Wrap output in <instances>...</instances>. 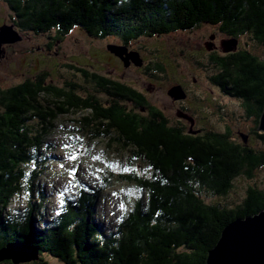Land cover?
Wrapping results in <instances>:
<instances>
[{
    "label": "trees",
    "instance_id": "16d2710c",
    "mask_svg": "<svg viewBox=\"0 0 264 264\" xmlns=\"http://www.w3.org/2000/svg\"><path fill=\"white\" fill-rule=\"evenodd\" d=\"M4 2L17 28L34 35L54 31L55 42L77 28L92 39L113 38L128 47L140 38L210 25L228 40L246 37L264 51V0ZM255 53L242 49L212 55L218 73L210 81L221 95L250 107L255 118L250 136L261 147L234 141L229 130L189 133L133 87L75 65L68 68L91 91L72 82L54 86L47 73L1 91L0 248L20 242L62 264H205L226 225L264 210V189L255 180L256 172L264 169V133L256 131L264 106V56ZM77 115L74 123L82 133L116 146L129 162L150 168V178L129 174L114 179L145 192L146 201L138 197L115 232L99 231L93 219L96 195L90 198L79 191L76 200L70 199L36 233L33 215L42 199L36 181L47 163L42 155L46 137L58 119ZM239 179L250 184L238 205L206 201L205 196L225 199ZM112 185L105 180L101 192ZM22 195L26 213H7L10 201Z\"/></svg>",
    "mask_w": 264,
    "mask_h": 264
},
{
    "label": "rangeland",
    "instance_id": "374dc122",
    "mask_svg": "<svg viewBox=\"0 0 264 264\" xmlns=\"http://www.w3.org/2000/svg\"><path fill=\"white\" fill-rule=\"evenodd\" d=\"M5 5L4 0H0V28L12 26L20 39L1 45L0 92L42 73L49 75V82L54 86L72 82L91 91V85L85 83L80 74L68 68V65H75L133 87L174 124L183 123L176 116L177 110L182 107L187 109L184 112L195 118L194 124L198 127L209 126V129L218 133L229 130L234 141L241 143L243 137H246V143L250 146L261 147L250 136L253 123L244 118L237 101L221 95L219 90L207 82L211 74L207 66L208 56L215 52L214 49L223 55L222 41L228 40L212 26L202 25L192 32L140 38L130 43L127 50L139 56L141 66L129 62L130 65L124 67L107 50L108 45L120 46L117 39L95 40L75 28L55 42L54 31L38 35L21 31L13 24L15 17ZM211 36L214 38L210 39ZM249 41L246 37L239 40L241 46ZM209 45L211 50H207ZM242 48L254 53L244 46ZM255 55L259 56L257 53ZM176 85L182 86L187 94L181 106L173 105L174 101L179 100H172L167 95V91ZM98 95L103 98L101 94ZM127 106L132 108L129 104ZM80 116L58 119L46 137L42 155L47 163L43 174L36 181L42 196L41 200H37L40 206L33 215L36 233L50 225L52 219L64 211L70 199L76 200L79 191L80 194L88 192L90 198L96 195L93 219L99 231L115 232L118 224L123 223L131 214L134 201L138 197L146 201L145 192L132 184L117 183L114 179L129 174L150 178V168L142 162H129L128 155L116 146H107L105 141L82 133L74 123ZM184 123L187 125L186 130L193 126V121L187 120ZM73 156L75 158L70 159ZM107 179L112 180L113 185L101 192L102 184ZM255 180L263 190L264 169L256 172ZM247 184L250 183L246 180H236L235 190L225 199L207 196L205 199L209 203L212 200L220 201L222 205L234 207L242 202ZM25 200L23 195L15 197L6 212L24 214ZM38 257L37 261L23 264H62L39 251Z\"/></svg>",
    "mask_w": 264,
    "mask_h": 264
},
{
    "label": "water",
    "instance_id": "95a60500",
    "mask_svg": "<svg viewBox=\"0 0 264 264\" xmlns=\"http://www.w3.org/2000/svg\"><path fill=\"white\" fill-rule=\"evenodd\" d=\"M213 38L214 36L210 37ZM19 39L12 26L0 28V46L3 43H14ZM222 46L223 52L231 53L236 50L237 40H227ZM208 47L207 50L212 49L210 45ZM107 50L117 57L124 67H128L129 62L134 66H141L139 56L134 52H128L126 46L108 45ZM167 95L172 100H183L186 97L180 85L171 87ZM256 131L264 133V106ZM243 143H246V137H243ZM38 259L36 248L20 242H11L0 248V263L23 264ZM205 264H264V210L226 225L215 246L209 250Z\"/></svg>",
    "mask_w": 264,
    "mask_h": 264
},
{
    "label": "flooded vegetation",
    "instance_id": "af4514ba",
    "mask_svg": "<svg viewBox=\"0 0 264 264\" xmlns=\"http://www.w3.org/2000/svg\"><path fill=\"white\" fill-rule=\"evenodd\" d=\"M12 15H13V14H12ZM239 40H240V39H239ZM239 40L237 41L236 50L233 51V52H231V53L239 52L240 50L243 49L242 46H244V47H246L247 49H252L254 52H258V54H259L260 56H262V55L264 56L263 48H261L259 45H257L256 43H254L252 40L249 41V42L243 43L242 46H241ZM222 42L224 43L225 41H222ZM222 42H221V43H222ZM223 43H222V44H223ZM222 47H223V46H222ZM2 51H3V50H2V46H0V54L2 53ZM213 51H215V52L210 53L209 56H208L209 65H207V66H208L209 69L211 70V74L208 75V77H207V82H208V84H209L211 87H214L215 89H217L216 86H215L214 84H212L211 81H210V78H211L212 76H216V74L218 73L217 67H215V65L212 64V63L210 62V57H211L212 55H214V54L217 53L216 49H214ZM222 53H223V55H224V54H225V55H226V54H231V53H225V52H223V50H222ZM0 58H1V57H0ZM260 58H262V57H260ZM34 77H35V76H34ZM34 77H33V78H34ZM181 87H182V86H181ZM182 89H183V87H182ZM183 90H184V89H183ZM184 92H185V90H184ZM185 94H186V93H185ZM186 96H187V94H186ZM227 98H229V99H234V100L237 101V106L241 108L242 113H243V116H244V118H245L246 120L253 121V120L255 119L254 116L249 115V114H252V111L250 110V107H249V106H246L242 100H240V99H236V98H230V97H228V96H227ZM185 100H186V99L179 100V101H174V102H173V105H180V106H181V105L184 103ZM179 108H181V109L177 110V112H176V116L179 118V120H180V119L183 120V123L180 122L183 126L186 125V123H184V121H187V120H189V121H193V126H192V127L190 126L191 128H188L189 132H193V131H200V132H201V130H203L202 132L207 131V128H208L209 126L201 127V129H198V126H197L196 124H194V123H195V118L192 117V116H190L188 113L184 112V110H187V109H182V107H179ZM253 118H254V119H253ZM186 126H187V125H186ZM186 126H185V127H186ZM199 127H200V126H199ZM2 264H10V262H4V263H2Z\"/></svg>",
    "mask_w": 264,
    "mask_h": 264
},
{
    "label": "snow or ice",
    "instance_id": "6c2138e0",
    "mask_svg": "<svg viewBox=\"0 0 264 264\" xmlns=\"http://www.w3.org/2000/svg\"><path fill=\"white\" fill-rule=\"evenodd\" d=\"M75 157L73 156V157H70V159H74Z\"/></svg>",
    "mask_w": 264,
    "mask_h": 264
},
{
    "label": "bare ground",
    "instance_id": "6f19581e",
    "mask_svg": "<svg viewBox=\"0 0 264 264\" xmlns=\"http://www.w3.org/2000/svg\"><path fill=\"white\" fill-rule=\"evenodd\" d=\"M6 6V5H5Z\"/></svg>",
    "mask_w": 264,
    "mask_h": 264
}]
</instances>
